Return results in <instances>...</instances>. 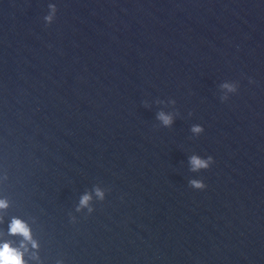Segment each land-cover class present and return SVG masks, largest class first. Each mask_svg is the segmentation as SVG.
I'll use <instances>...</instances> for the list:
<instances>
[{
    "label": "water",
    "instance_id": "95a60500",
    "mask_svg": "<svg viewBox=\"0 0 264 264\" xmlns=\"http://www.w3.org/2000/svg\"><path fill=\"white\" fill-rule=\"evenodd\" d=\"M0 199L27 264H264V0H0Z\"/></svg>",
    "mask_w": 264,
    "mask_h": 264
},
{
    "label": "clouds",
    "instance_id": "9594fccd",
    "mask_svg": "<svg viewBox=\"0 0 264 264\" xmlns=\"http://www.w3.org/2000/svg\"><path fill=\"white\" fill-rule=\"evenodd\" d=\"M51 9V14L46 16L45 19L49 23L52 22L53 17L56 14V6L49 5ZM222 88L226 89L228 92H236L237 87L234 84L225 83L222 85ZM223 99H227V96L223 97ZM173 103H175L173 101ZM164 126H171L174 122V118L171 114H167L163 111L158 113L157 117ZM191 131L194 134H201L205 131L203 126L195 125L192 127ZM214 158L212 156H208L207 158H202L198 155H193L190 157L191 170L193 172H198L201 170H207L214 164ZM190 186L196 190H204L206 188V184L201 179H193L190 181ZM95 194L98 198L103 200L105 198V193L100 187L95 188ZM92 200L91 194H85L81 197L79 206L77 211L87 207L89 212L93 211L91 208L90 201ZM9 207V203L7 200L0 199V210H5ZM3 222V217L0 216V223ZM9 235L13 236H21L23 240L19 247H15L11 241H5L0 243V264H27L25 260V253L28 251V245L30 244L32 248L36 249L39 247L37 241L33 239L32 232L30 226L23 220L19 218H13L9 225Z\"/></svg>",
    "mask_w": 264,
    "mask_h": 264
}]
</instances>
